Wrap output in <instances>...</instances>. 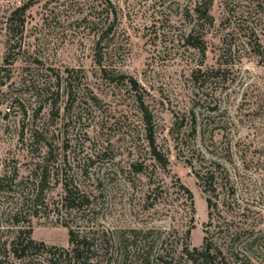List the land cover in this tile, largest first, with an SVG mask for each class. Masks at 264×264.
I'll return each mask as SVG.
<instances>
[{
    "label": "rangeland",
    "instance_id": "rangeland-1",
    "mask_svg": "<svg viewBox=\"0 0 264 264\" xmlns=\"http://www.w3.org/2000/svg\"><path fill=\"white\" fill-rule=\"evenodd\" d=\"M110 1L0 0V176L16 168L15 181L25 180L38 163L59 174L47 208L19 223L29 220L35 240L67 247L55 205L58 179L72 176L91 191L87 224L146 229L155 250L165 246L163 261L190 264L179 259L185 232L190 248L201 246L209 219L195 171L217 166L228 180L216 191L213 239L237 235L250 259L243 264H264L257 10L251 0H213L207 16L196 0ZM198 22L197 38L186 40ZM139 95L163 163L152 155ZM23 187L0 193V224Z\"/></svg>",
    "mask_w": 264,
    "mask_h": 264
},
{
    "label": "trees",
    "instance_id": "trees-1",
    "mask_svg": "<svg viewBox=\"0 0 264 264\" xmlns=\"http://www.w3.org/2000/svg\"><path fill=\"white\" fill-rule=\"evenodd\" d=\"M107 5L113 6L110 0H105ZM196 11L200 15H210L213 0H196ZM252 7L259 14V22L250 30L255 35V46L257 54L264 55V40L256 36L259 34L260 25L264 27V0H251ZM27 5L24 4L18 8L22 14L26 11ZM23 25V20L21 21ZM201 23L192 27L187 34L186 40H195L197 28ZM258 33V34H257ZM264 34V33H262ZM249 39L247 45H251L252 34L248 33ZM193 44V43H192ZM252 46V45H251ZM219 69V68H218ZM133 88H137V81L130 78ZM140 105L143 111L144 120L148 127V140L152 147V155L163 163L166 158L159 151L155 144V137L151 127V115L143 103L142 97ZM42 168V169H40ZM59 176L58 172H52L49 165L37 164L25 180H17L19 172L16 168L13 171H6L0 176V193L11 192L14 184H23L20 190L19 198L11 209L8 210L6 218L0 224V230L8 234L7 237H0V264H36L41 260L43 264H172V259L163 261L162 258L168 252H165V246L160 244V248L154 249V240L150 239L151 231L146 229L128 228L114 231L109 227H103L99 224L90 226L89 219H86L87 210L92 204L91 191L83 189L72 176L62 175L60 180L63 194L56 201L55 208L62 213L58 221L67 227L69 234V245L67 247L46 245L43 241H37L32 236V228L29 220L27 223L20 224L19 221L25 217L26 213L36 214L41 207L47 208L46 202L47 190L50 188V178ZM199 185L206 194L208 206V222L204 227V238L201 246L189 247L188 242L184 240L189 237V230L185 232L181 249L179 250L180 260H185L190 264H243L249 263L250 259L241 256L234 245L236 236L230 237V240L213 239L208 226L212 224L214 208H218L217 189L222 186L223 179L228 177L221 176L222 170L217 166L207 167L204 173L200 170L195 171ZM7 186H4V184ZM7 187V188H6ZM9 190V191H7ZM5 194V193H4ZM26 220V219H25ZM25 222V221H24ZM244 259V260H243ZM162 260V261H161Z\"/></svg>",
    "mask_w": 264,
    "mask_h": 264
}]
</instances>
